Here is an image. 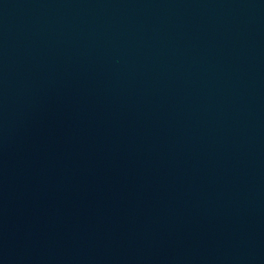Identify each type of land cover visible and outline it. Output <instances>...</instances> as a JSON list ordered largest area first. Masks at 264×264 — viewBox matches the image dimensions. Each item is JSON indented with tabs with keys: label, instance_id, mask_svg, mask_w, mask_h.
<instances>
[{
	"label": "water",
	"instance_id": "water-1",
	"mask_svg": "<svg viewBox=\"0 0 264 264\" xmlns=\"http://www.w3.org/2000/svg\"><path fill=\"white\" fill-rule=\"evenodd\" d=\"M0 264H264V0H0Z\"/></svg>",
	"mask_w": 264,
	"mask_h": 264
}]
</instances>
